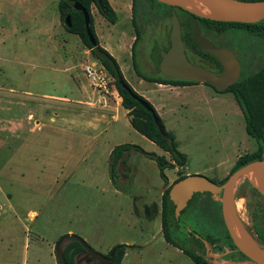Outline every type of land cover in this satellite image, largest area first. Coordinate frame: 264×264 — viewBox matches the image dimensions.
Here are the masks:
<instances>
[{
    "label": "rangeland",
    "instance_id": "1",
    "mask_svg": "<svg viewBox=\"0 0 264 264\" xmlns=\"http://www.w3.org/2000/svg\"><path fill=\"white\" fill-rule=\"evenodd\" d=\"M129 2L113 0L120 11L116 24L99 13L94 20L125 79L139 89L141 77L134 69L131 51L136 37L133 17L141 32L135 61L140 72L151 77H162L154 52L169 47L172 19L166 6L152 0H135V13L129 16ZM178 17L184 24L189 18L185 14ZM202 33L214 43L226 45L236 56L241 77L264 66V37L236 29L221 34L202 29ZM187 56L195 65H212L197 48H187ZM86 64L102 66L80 37L67 31L59 0H0V264H58L56 247L66 235L83 239L103 256L116 245H133L127 248L122 264H194L163 237L160 208L162 191L167 187L157 163L131 151L127 165L120 163L117 167L119 193L102 192L95 182L98 175L103 181L102 176L110 172L109 165L105 168L106 156L100 149L91 151L94 144L86 148L76 131L69 135L63 129L64 104L87 106L98 102L99 94L82 71ZM221 95L223 99L213 106L212 113L180 107V115L164 118L166 130L176 136L178 150L187 155L183 167L165 171L173 183L189 175L224 180L241 156L259 150L257 141L246 133L244 115L241 110L237 112L234 96ZM42 106L49 109L50 117L60 115V123L42 119V127L41 118L35 114L37 110L41 114ZM121 124L116 141L133 143L172 161L169 154ZM250 185V177H245L233 191L237 213L246 226L251 224L249 213L258 199L248 190ZM155 205L159 212H154ZM198 205L202 216L222 230L219 212L213 209L216 204L205 198ZM71 241L64 240L60 251ZM76 261L102 264L88 254L78 256ZM214 261L233 264L224 257Z\"/></svg>",
    "mask_w": 264,
    "mask_h": 264
},
{
    "label": "trees",
    "instance_id": "2",
    "mask_svg": "<svg viewBox=\"0 0 264 264\" xmlns=\"http://www.w3.org/2000/svg\"><path fill=\"white\" fill-rule=\"evenodd\" d=\"M135 1V0H134ZM155 3H159L156 0H152ZM243 1H264V0H243ZM80 4L84 9L87 10L90 16V29L95 39L96 44L94 45L88 36L85 18L82 12L74 10L72 3ZM161 4V3H160ZM164 5V4H163ZM96 6L98 12L103 18L111 24H116L119 19V14L113 9L109 0H59V11L61 19L70 17L71 26H67V31L71 34L77 35L82 40L83 44L91 51L92 55L108 70L112 77L115 79V86L118 90L120 97L122 98V106L128 110L129 116L131 117V124L133 128L145 136L147 139L158 145L161 149L166 151L172 161L167 159L165 156H159L155 153H148L140 146L132 144H122L114 148L111 153L110 163V177L112 182L116 184L117 178V167L120 163L127 165L128 157L131 151H137L142 153L147 158L154 160L160 170V176L167 186L166 190L162 195V209H161V223L162 233L165 241L178 248L185 250V254L193 261L194 264H212L207 260L198 257L189 248L182 246V243L190 242L185 237V240L180 241L177 228V218L175 215V206L170 198V189L172 185L186 176H183L176 180L173 184L169 185V178L165 171L167 169H175L176 167H183L187 163V155L181 153L178 150V144L176 142V136L174 133L166 130V127L158 115L153 105L146 100L143 96L138 94L132 86L125 79L121 67L118 61L103 48L97 37L94 28V18L92 15V7ZM168 9L170 8L167 5ZM133 15L135 13V5L132 6ZM185 14L189 16L185 25L186 31L183 34V40L186 46L191 49L197 48L199 53L208 59L210 63L219 64L216 58L203 52L199 45L193 40L191 34V28L189 21L194 18L190 13L180 8L177 15ZM198 24L202 29H208L214 31L217 34L226 32L228 29H236L243 31L247 35L254 37H264V20L256 24H241V23H225L215 22L207 19L196 18ZM135 24L136 37L131 47L132 58L134 69L138 76L142 79L165 85L182 86V85H193L197 84L190 81L176 80L167 78L162 74V77H151L143 75L135 61V46L140 40L141 32L136 24L135 17H133ZM182 24V23H181ZM207 85V84H205ZM209 86V85H208ZM211 87V86H210ZM213 88V87H212ZM214 89V88H213ZM215 90V89H214ZM217 91V90H216ZM219 92V91H217ZM221 94L231 93L236 102L238 103L245 119L246 133L249 137L255 139L259 145V150L254 154L243 155L239 158L230 174L218 184H222L227 181L229 176L235 171L244 167L245 165L261 160L264 158V66L257 72L241 77L240 80L231 86L226 92H219ZM140 101L146 103L147 107L143 106ZM159 121V124L157 123ZM129 169V168H128ZM220 210V203H214ZM223 223V220H221ZM130 246L126 244H119L112 248L106 257H113L112 264H122L126 256L127 248ZM235 246H232V248ZM82 254H87L84 247L75 240L69 242L62 250V255L66 264H79L76 258Z\"/></svg>",
    "mask_w": 264,
    "mask_h": 264
},
{
    "label": "water",
    "instance_id": "3",
    "mask_svg": "<svg viewBox=\"0 0 264 264\" xmlns=\"http://www.w3.org/2000/svg\"><path fill=\"white\" fill-rule=\"evenodd\" d=\"M157 2L181 8L194 18L189 21L193 40L206 54L216 58L222 66V73L214 72L190 62L186 53V46L182 36V24L175 11L168 13L171 17L170 48L167 51L156 48L154 61L161 73L171 79L203 83L219 92H226L241 78V64L236 56L225 46H216L202 35V30L196 18L215 22L256 24L264 20V1L243 0H156ZM74 10L83 13L90 41L95 45V39L90 29V16L80 4L72 3ZM67 26H71L70 17L66 18ZM140 103L147 107L146 103ZM159 124V121H157ZM250 177L252 186L264 196V158L253 161L229 176L227 181L218 185L213 180L201 175H189L174 183L170 189V198L175 206L176 218L187 207L188 203L197 195L210 194L221 203L224 223L236 247L254 264H264V254L256 245L255 240L247 231L244 222L237 213L234 202V188L236 184ZM71 239L78 241L87 254L102 264H112L113 257L103 256L94 251L83 239L66 235L56 247L58 264H66L60 244Z\"/></svg>",
    "mask_w": 264,
    "mask_h": 264
},
{
    "label": "crops",
    "instance_id": "4",
    "mask_svg": "<svg viewBox=\"0 0 264 264\" xmlns=\"http://www.w3.org/2000/svg\"><path fill=\"white\" fill-rule=\"evenodd\" d=\"M19 1L26 2L27 0H19ZM109 2L113 7V9L119 14L120 11L115 8L113 0H109ZM133 3L134 0H130L126 10V13L129 16L132 12ZM95 13H99V12L96 6H93L92 7L93 18ZM99 15L101 14L99 13ZM94 28L101 46L105 48L108 52H110V54L116 59L115 54L112 52V50L109 47L104 45L102 41V37L98 34L95 20H94ZM121 70L123 72L122 67ZM138 83L140 88L137 89V87H133L134 90H136L138 94L143 96L153 105V107L156 109L158 115L160 116L164 124H165V119H164L165 117L174 118L181 114L180 107L186 110L193 108L198 112L206 111L208 113H212L213 106L216 103L220 102L221 99H223V96L221 94L214 92V90H212L210 86L205 85L203 83L193 84V85L173 86V85H165V84L150 82L142 78H140V82ZM97 100H98L97 103L91 102L88 103L87 106L85 105L74 106L71 104H64L63 107L61 108L62 116H63V121H61V123L64 126L63 129L66 130L69 135L73 133V130L76 131L77 134L84 139L85 142L84 144L86 148L89 145L94 144L93 149H91V151L95 149L98 150L100 149L102 151V154L106 156L103 160L105 162V168H107L108 165L110 166L111 153L115 147L122 144L134 145L133 143H121L119 141H116L117 140L116 138H118V136L121 134V126H122L121 123H124L125 128L131 129L132 131H135V133H139V132H137L133 128L130 121L131 117L129 116V112L122 106V98L120 97L119 93L116 95L115 94L105 95V96L99 95ZM51 104H54V102ZM45 106L49 108V106L51 105L45 103ZM45 106H42L41 114H39L38 110L35 113L38 117L41 118L39 120L41 121L42 127L44 125L42 119L46 122L51 121L53 124H59L60 115L56 117H50L49 115L50 112H47L49 109L47 110ZM44 107L46 108V110ZM237 108H238L237 112L239 113V111L241 110L239 105L237 106ZM52 109L53 110L51 111L55 110L53 105H52ZM142 137L144 141H148L149 145L160 148L158 145L147 139L145 136L142 135ZM146 152L155 153L154 151L153 152L146 151ZM89 153L90 152H88V154ZM164 153L165 155L168 154L166 151H164ZM100 177L101 175H98L97 178L98 180L95 178L96 189L102 192L108 191V192H113L115 194L119 193L118 187L111 180L110 172L109 173L107 172L106 175L102 176L103 181H99ZM171 184H173V181L169 179V185ZM99 186H101V188H99ZM164 191H162V195ZM156 211L159 212V206L157 205H155L154 212ZM160 212H161V208H160ZM151 213H152L151 208H148L147 217H150ZM132 246L133 245H131L130 247ZM127 255L128 253H126V256Z\"/></svg>",
    "mask_w": 264,
    "mask_h": 264
},
{
    "label": "flooded vegetation",
    "instance_id": "5",
    "mask_svg": "<svg viewBox=\"0 0 264 264\" xmlns=\"http://www.w3.org/2000/svg\"><path fill=\"white\" fill-rule=\"evenodd\" d=\"M171 11H175L176 13H178L180 11V8L170 7L169 12ZM184 28L185 26H183L182 23V36L184 34ZM211 42L216 46H225L227 48L226 45H222V44L218 45L213 41ZM169 48H170V43H169V47L164 51H167ZM187 48L189 47L186 46V53H187ZM211 64H212L211 66L204 68L209 69L210 71L214 72L216 75H220L223 70L220 63L219 64L211 63ZM219 182L216 183L218 184ZM222 184H218V185H222ZM248 190L255 192L258 199L256 202L257 203L256 207L252 212L249 213L251 224L248 226H246L245 224V227L249 232V234L252 236V238L255 240L256 245L260 248V250L264 254V196L251 185ZM205 198L213 204L215 202L220 203V201H218L217 198H214V196L210 194L197 195L196 197H194L192 201L188 203L187 207L181 213L180 217L177 218V228H178L180 241L185 240V237L188 239V241H190L187 243L181 242L182 246L185 248H189L195 253L196 256L201 257L207 260L208 262L210 261L212 262V264H215L214 259L216 257L218 259H220L221 257H224L225 259H229L233 262V264H241L244 263L245 261H249L251 264H254L250 261V259L246 255H244L236 247L232 238L230 237L229 231L223 220L221 205H220V210L219 207L217 206L215 207L213 206V209L219 212V216L221 220H223L222 230H218L216 227H214L211 224V222H209L204 216H202L200 206L198 205V203L199 201ZM234 202L236 205V209L238 210L237 207L238 203L236 200H234ZM208 214L210 216V213ZM208 214L206 213V215ZM232 246H235V248L234 247L232 248ZM181 252L185 254V250L182 248H181ZM217 254L220 255L217 256Z\"/></svg>",
    "mask_w": 264,
    "mask_h": 264
},
{
    "label": "built area",
    "instance_id": "6",
    "mask_svg": "<svg viewBox=\"0 0 264 264\" xmlns=\"http://www.w3.org/2000/svg\"><path fill=\"white\" fill-rule=\"evenodd\" d=\"M85 78L89 81L93 91L99 95L118 94L115 86V79L111 76L108 70L102 65L86 64L82 68Z\"/></svg>",
    "mask_w": 264,
    "mask_h": 264
},
{
    "label": "bare ground",
    "instance_id": "7",
    "mask_svg": "<svg viewBox=\"0 0 264 264\" xmlns=\"http://www.w3.org/2000/svg\"><path fill=\"white\" fill-rule=\"evenodd\" d=\"M262 247V246H261Z\"/></svg>",
    "mask_w": 264,
    "mask_h": 264
}]
</instances>
